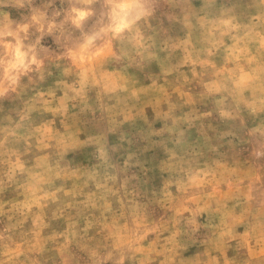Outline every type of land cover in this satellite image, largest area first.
I'll list each match as a JSON object with an SVG mask.
<instances>
[{
    "label": "rangeland",
    "instance_id": "obj_1",
    "mask_svg": "<svg viewBox=\"0 0 264 264\" xmlns=\"http://www.w3.org/2000/svg\"><path fill=\"white\" fill-rule=\"evenodd\" d=\"M258 4L151 0L146 48L77 56L79 0H0L42 61L0 94V264H264Z\"/></svg>",
    "mask_w": 264,
    "mask_h": 264
},
{
    "label": "clouds",
    "instance_id": "obj_2",
    "mask_svg": "<svg viewBox=\"0 0 264 264\" xmlns=\"http://www.w3.org/2000/svg\"><path fill=\"white\" fill-rule=\"evenodd\" d=\"M79 2L85 6L72 9L73 24L79 28L81 23L89 18H94V21L91 33L82 34L83 43L73 53L74 55L79 56L93 50L98 40L127 41L140 49L146 48V42L140 32V25L142 21L152 15L151 0H79ZM258 9L260 12L259 19L264 23V0H259ZM42 19L43 13H37L33 17V21L41 29L43 28ZM232 20L235 18L232 17ZM229 23L231 28L238 26L237 23L231 21ZM216 26L221 27L222 24ZM51 27L49 25V28ZM2 35L13 37L15 43L10 41L5 43V52L0 58V94L7 93L9 90L15 91L21 77L31 72H39L42 67V61L37 58L33 49L24 50L17 32L8 31L5 28ZM72 91L76 92V89H72ZM65 95L67 97L68 93ZM11 155L15 156L16 154L12 153ZM15 171L17 169L9 172V179H12ZM120 260L123 264L125 257H120Z\"/></svg>",
    "mask_w": 264,
    "mask_h": 264
}]
</instances>
